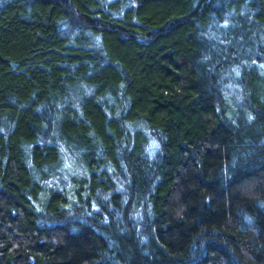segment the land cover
Wrapping results in <instances>:
<instances>
[{"label": "trees", "instance_id": "1", "mask_svg": "<svg viewBox=\"0 0 264 264\" xmlns=\"http://www.w3.org/2000/svg\"><path fill=\"white\" fill-rule=\"evenodd\" d=\"M0 264H264V0H0Z\"/></svg>", "mask_w": 264, "mask_h": 264}]
</instances>
